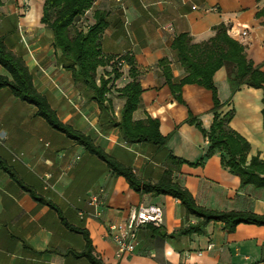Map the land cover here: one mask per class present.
I'll list each match as a JSON object with an SVG mask.
<instances>
[{"label":"crops","instance_id":"crops-1","mask_svg":"<svg viewBox=\"0 0 264 264\" xmlns=\"http://www.w3.org/2000/svg\"><path fill=\"white\" fill-rule=\"evenodd\" d=\"M42 7L43 0H0V37L24 62L35 89L62 124L89 137L143 182H158L169 168L172 180L202 208L264 215V189L242 188L239 178L221 166L220 153L197 167L168 163L169 154L188 163L204 156L208 141L186 120L189 114L198 117L208 131L213 102L210 91L185 85L184 104L177 103L157 68L167 58L174 79H181L184 71L170 49L173 39L185 33L193 43H202L219 25L245 47L255 66L264 65L263 19L256 16L264 0L94 1L83 20L89 26L95 12L107 14L101 50L116 60L130 56L135 61L142 93L133 120H157L160 134L168 138L164 149L128 144L113 125L124 105L117 90L130 82L128 67L123 64L121 77L110 83L109 104L101 109L62 63L50 29L41 23ZM110 71L99 68L97 83ZM213 80L223 110L234 112L231 129L250 145L248 159H262L264 87L243 86L231 96L224 69ZM1 94L5 101L0 99V264H90L78 256L85 240L75 230L88 233L92 254L103 264H264V226L240 224L229 234L221 223H210L203 235L162 238L160 234H176L199 220L186 218L179 201L169 196L138 195L123 177L113 176L102 161L36 116L33 105L6 88ZM140 205L161 207L163 226L140 229L136 252L119 260L107 226L125 221L129 210Z\"/></svg>","mask_w":264,"mask_h":264},{"label":"trees","instance_id":"trees-1","mask_svg":"<svg viewBox=\"0 0 264 264\" xmlns=\"http://www.w3.org/2000/svg\"><path fill=\"white\" fill-rule=\"evenodd\" d=\"M95 0H43L41 23L50 29L52 45L60 52L61 61L65 68L71 72L75 83L82 85L91 94V99L98 103L101 109L109 104L106 95L110 91V83L121 77V67H128L130 82L117 90L124 100L120 111L119 120L113 125L119 130L123 140L128 144H151L164 149L168 138L159 132L157 120L147 118L143 121H134L133 114L139 107L141 86L138 82L140 72L135 61L130 56H123L116 60L112 56H105L101 50V39L107 28V14L97 11L93 15L94 23L85 29L76 27L83 20L86 13L92 8ZM256 16L263 19L264 8ZM170 49L175 62L184 71L181 79H174L171 62L167 58L161 59L157 68L160 70L165 84L169 88L173 99L184 104L181 91L185 85H197L211 92L213 108L212 124L208 131L202 128L198 117L188 115L186 124L194 126L208 141V148L203 157L196 163H188L184 160L168 155L169 164L179 168L183 164L191 167L202 166L204 160L214 152L221 154V166L231 175L239 178L240 186H252L256 189H264V157L259 156L248 159L250 145L234 132L230 123L233 119V110L224 111L223 104L218 99V92L213 77L217 71L224 69L227 75L230 95L233 96L241 87L253 89L264 87V65L255 66L246 56L245 47L232 39L225 25L214 28V35L209 40L195 44L188 34H180L171 42ZM0 67L6 72V76L0 75V89H8L12 95L22 102L33 105L36 116L44 119L55 131L65 134L69 139L90 155L102 161L115 177H123L129 188L138 195L169 196L178 200L186 218L193 217L199 220L186 228L180 229L174 236L190 237L203 235L210 223H221L226 233H233L240 224L264 226V215H256L250 212H217L198 206L191 194L172 180V172L166 169L156 183L141 181L130 167L118 163L93 141L73 130L70 126L62 124L50 108L47 99L35 89L32 76L24 62L7 48L4 39L0 37ZM110 67L111 71L106 76H101L97 83V70ZM106 77V78H105ZM262 119L264 128V95L262 99ZM3 164L0 161V169ZM41 201V200H39ZM144 228H153L151 225ZM74 230V229H73ZM84 237L85 248L78 254L90 264H103L92 254L91 241L84 230H75Z\"/></svg>","mask_w":264,"mask_h":264},{"label":"built area","instance_id":"built-area-1","mask_svg":"<svg viewBox=\"0 0 264 264\" xmlns=\"http://www.w3.org/2000/svg\"><path fill=\"white\" fill-rule=\"evenodd\" d=\"M240 35L245 37L247 32H242ZM94 201L93 199L91 204ZM163 223V210L159 206L140 205L131 208L125 221L107 226V237L115 248V257L121 260L125 256L133 255L140 245L139 230L148 225L161 228ZM211 248L208 246L207 249Z\"/></svg>","mask_w":264,"mask_h":264},{"label":"rangeland","instance_id":"rangeland-1","mask_svg":"<svg viewBox=\"0 0 264 264\" xmlns=\"http://www.w3.org/2000/svg\"><path fill=\"white\" fill-rule=\"evenodd\" d=\"M87 26H88V25L86 24V21H85V20H81V21L78 22V24L76 25V27L79 28V29H85ZM0 71L2 72V74H0V75H7V74H6V71H5L2 67H0ZM7 90H8V89H7ZM0 99H1L2 101H5V99H4V94H1V95H0ZM8 102H10V101L8 100ZM12 112H13V110H12Z\"/></svg>","mask_w":264,"mask_h":264}]
</instances>
